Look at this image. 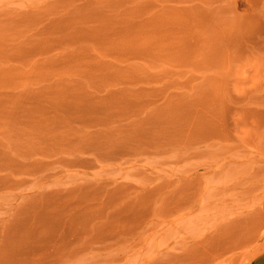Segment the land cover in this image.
Returning a JSON list of instances; mask_svg holds the SVG:
<instances>
[{
	"label": "rangeland",
	"instance_id": "obj_1",
	"mask_svg": "<svg viewBox=\"0 0 264 264\" xmlns=\"http://www.w3.org/2000/svg\"><path fill=\"white\" fill-rule=\"evenodd\" d=\"M264 258V0H0V264Z\"/></svg>",
	"mask_w": 264,
	"mask_h": 264
},
{
	"label": "crops",
	"instance_id": "obj_2",
	"mask_svg": "<svg viewBox=\"0 0 264 264\" xmlns=\"http://www.w3.org/2000/svg\"><path fill=\"white\" fill-rule=\"evenodd\" d=\"M257 264H264V258L260 260Z\"/></svg>",
	"mask_w": 264,
	"mask_h": 264
}]
</instances>
